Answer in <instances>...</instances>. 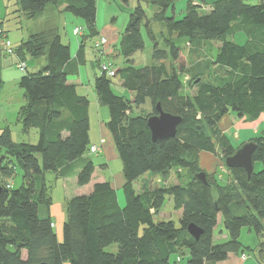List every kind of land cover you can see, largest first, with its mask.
<instances>
[{"label":"trees","instance_id":"1","mask_svg":"<svg viewBox=\"0 0 264 264\" xmlns=\"http://www.w3.org/2000/svg\"><path fill=\"white\" fill-rule=\"evenodd\" d=\"M176 1L137 0L118 51L115 45L113 54H106L107 59H123L114 78L130 98L113 92L112 77L99 69L102 58L96 63L100 76L94 78L93 92L97 104L108 109L105 126L122 165L123 203L110 181L95 183L88 194L65 201L66 217L58 233L46 175L54 181L66 178L80 163L75 185L90 183L95 166L85 156L92 146L89 101L68 82L69 46L58 34H33L10 47L17 62L45 54L47 59L41 71L24 72L18 82L24 103L17 122L25 134L36 132V144L15 142L7 128L0 133V264H216L229 254L245 256L239 243L243 228L264 238V130L252 139L249 180L240 168L226 169L224 184L217 183L214 169L205 171L206 183L196 177L204 171L201 156L224 161L237 149L222 129L226 115L249 122L264 116V0L255 5L244 0H186L179 20L166 16ZM141 3L157 9L154 18L165 29L163 47L152 38ZM16 5L15 12L27 19L48 6L63 7L83 20L90 37H97L94 48L101 37L95 29L96 0H17ZM143 23L153 43L152 64L136 68L135 54L144 46ZM175 39L187 40L190 56H198L202 48L212 50V69L192 77L195 58H189V65L182 63L183 49ZM84 40L75 55L80 65L85 62ZM157 103L165 113L181 118L173 138L152 141L146 121L156 114ZM256 163L261 165L257 172ZM16 167L22 184L11 189ZM172 173L176 181L168 184ZM145 174L160 175L167 184L137 191L134 183ZM166 197L172 199L173 210L180 211L178 227L156 217ZM220 218L227 237L215 243ZM191 224L201 231L197 239L187 231ZM111 246L115 252L108 251ZM258 254L257 263L264 264V242Z\"/></svg>","mask_w":264,"mask_h":264},{"label":"rangeland","instance_id":"2","mask_svg":"<svg viewBox=\"0 0 264 264\" xmlns=\"http://www.w3.org/2000/svg\"><path fill=\"white\" fill-rule=\"evenodd\" d=\"M17 0H0V20H3V25L0 26L1 38H0V78H2L5 85L3 86L4 95L3 102L0 103V131L7 128L11 133L12 139L15 142L24 141L30 144H36L37 134L34 130H30L28 134H25L22 131L21 125L17 122V112L19 107L22 105L20 102L22 99L23 92L18 86V81L21 76L26 71H20L16 64L13 62L16 58L12 54H6L2 48L8 47L5 41H9L10 47L16 48L20 41L27 40L30 35L37 33H55L58 34L61 38V43L69 46L71 50L77 49L78 44L84 38V47L86 51V61L82 65L81 71L82 76L85 82V88L80 89L79 92L83 91V95L88 97V101L92 102L95 98L92 93L89 91V85L93 88L94 78L100 76V71L96 66L98 59L102 58L103 62L108 64L109 68L115 71L116 68L123 66V59L120 55L117 57H112L107 59L106 57V44L100 48H94V42L97 37H90L89 31L86 29V26L83 20L74 17L72 14L64 11H57L55 6H48L45 8L41 14L36 15L33 19H27L22 17L20 14H17L15 11L17 9L16 5ZM245 3L249 5H255L260 3V0H244ZM137 0H128L127 3H124L122 0H96V21L95 28L98 32H101L105 29H110L119 34L123 33L125 26L128 22L129 15L132 13L136 7ZM141 6L145 12L147 20L150 22L149 26L153 32L154 39H156L158 46L163 47L164 37L162 33H165L164 27L161 28L159 22L155 20V15L157 9L141 3ZM51 7V8H50ZM186 9V0H177L174 3V10L169 9L166 12V16H174L176 20L181 19L185 14ZM80 29L78 35H73L74 29ZM5 31L7 34L2 32ZM141 37L144 42L143 49L135 54L134 57V67L141 68L144 66H149L152 64L151 54H152V41L149 39L144 23L141 25L140 29ZM174 43L182 50L181 61L182 63L190 64L189 58H195L196 67L194 68L193 76L203 77L202 73L208 70L211 67L210 59H212L213 51H207L206 48H202L199 55L194 57V55L188 54L186 50L187 40L185 39H175ZM217 44H212V48H216ZM113 48V47H112ZM118 51V43L116 48ZM112 50V49H111ZM48 49L46 50V53ZM47 55L38 56L36 58L26 57L24 63L27 65V73L35 74L41 71L43 67H39L45 63V58ZM45 57V58H44ZM18 63V62H17ZM110 64V65H109ZM26 69V68H25ZM212 69V67H211ZM22 74V75H21ZM21 75V76H20ZM112 90L117 95H124L126 98H130L129 94L120 88L118 85L117 78L112 77ZM89 82V84H88ZM100 107V108H99ZM148 107V106H147ZM102 109V110H101ZM140 109H144L143 106ZM95 110V112L93 111ZM91 115L90 122L92 126L91 137L92 139H99V133L97 126L99 123L104 124L108 119V109L105 106H100L99 104L95 105L93 102L90 107ZM138 111L135 110L134 114H137ZM226 124V125H225ZM222 126L227 127V133L229 138L232 140L234 146L238 149L243 144L252 142V139L261 135L264 130V121L260 120L256 122H249L246 119H238L233 114H228L222 119ZM106 145L103 139H100V144L98 147V153H86L85 156L88 157L95 166L94 178L103 179L107 181L122 182V165L120 160L117 157L115 148L113 144L106 138ZM96 146V145H95ZM1 155V152H0ZM200 166L205 173L212 172L214 169V178L218 184H224L227 181L226 168L224 166V161L221 159H214L213 156L206 157L205 155L200 158ZM77 164V165H76ZM76 168H79L80 163H76ZM103 164H106L103 165ZM261 169V165L256 163L254 165V171L257 172ZM64 179V178H63ZM59 179L57 181L53 180V177L50 174L46 175L47 187L51 186L50 195L52 202L56 204H61L63 201L68 200L70 197H73L75 192H82L86 188L76 189L74 186V181L71 178ZM53 180V181H52ZM159 180V181H158ZM176 181L175 175L173 173L170 175L167 183H174ZM11 189H17L22 184V173L19 168H15L14 175L9 181ZM64 183V184H63ZM166 183V184H167ZM160 175L145 174L139 178L134 183V188L142 190L143 188H151L152 186L166 185ZM64 186L66 198L63 196ZM118 196L122 197L120 199L121 203L123 199L121 189L118 190ZM64 199V200H63ZM63 215L66 217L65 212V203L62 208ZM180 216V211L176 212L173 210L172 199L166 197L164 205L156 217L160 220H172L175 225L178 227V219ZM219 218V217H218ZM219 223L217 224L213 232V241L215 243L224 242L225 237H227L226 230L223 227L222 219H218ZM221 221V222H220ZM219 231H222V234H219ZM56 232H59V229ZM264 242V238H258L252 231H249L246 228H243L240 232L239 243L245 248V256L240 255V262H246L244 264H257L259 263V244ZM116 246H111L108 248V251L115 252ZM22 257L25 258V253H22ZM244 257V258H243ZM185 262H182L184 264Z\"/></svg>","mask_w":264,"mask_h":264},{"label":"crops","instance_id":"3","mask_svg":"<svg viewBox=\"0 0 264 264\" xmlns=\"http://www.w3.org/2000/svg\"><path fill=\"white\" fill-rule=\"evenodd\" d=\"M51 8V7H50ZM56 9H57V11L59 12V11H63L62 9H63V7H55ZM44 12H45V10H44ZM4 23H3V20H0V26L1 25H3ZM96 29V28H95ZM1 31V30H0ZM3 31V30H2ZM97 31V30H96ZM4 33H6L5 31H4ZM97 33H98V35L99 36H101V37H104V38H106L107 39V47H106V54H113V49H112V47H114L117 43H118V41H119V39H120V36H119V34L117 33H115V31H113V30H110V29H105V30H103V31H101V32H98L97 31ZM6 37H7V34H6ZM21 41H23V40H21ZM20 41V42H21ZM79 45V44H78ZM78 48V47H77ZM112 49V50H111ZM69 51H70V56H71V58H70V62H69V64L67 65V68H66V71H68L67 73H69L68 74V77H67V79H68V82L70 83V84H73V85H75V87H76V91L78 92V94H80V95H83V91L80 93L79 92V90L80 89H84L85 88V82H84V79H83V76H82V71H81V67H82V65H84L85 64V62L83 63V64H78V62H77V59H76V57H75V55H76V51H77V49L75 48V50H71V48L69 47ZM84 60L86 61V51H84ZM45 58V57H44ZM14 64H16L17 63V58H16V60L13 62ZM46 65V58H45V63L44 64H42L41 63V65L39 66L40 68L41 67H44ZM25 71L27 72V65H26V63H25ZM75 70H76V74H74V72H75ZM22 75V74H21ZM20 75V76H21ZM17 81L19 82V80L17 79ZM88 84H89V82H88ZM5 85V83L3 82V80H2V78H0V103L1 102H3L2 100H3V98L6 96V95H4V90H3V86ZM89 91H90V93H92V95H93V88L89 85ZM127 93V92H126ZM129 94V93H128ZM130 96V95H129ZM93 97H95L94 95H93ZM87 99H88V97H87ZM22 104L24 103V98H23V95H22V99H21V101H20ZM92 102L95 104V105H97V101H96V99L94 98L93 100H92ZM92 102H90V100H89V107H88V119H89V141H90V144L91 145H99L100 144V139H103L104 140V143H105V145H106V143H107V141H106V138H108V140L113 144V140H112V138H111V135L109 134V132H108V130H107V128H106V126H105V124H106V122H104V124H103V122H102V124L101 123H99V125L97 126V128H98V133H99V139H92V135H91V131H92V126H91V122H90V115H91V111H90V107H91V103ZM100 108V107H99ZM102 110V109H101ZM94 112H95V110H93ZM263 121H264V116L261 118ZM108 120V119H107ZM226 125V124H225ZM227 128V127H226ZM225 127H223L222 129H223V131L225 132V133H227V129H226ZM4 129H2L1 131H0V133L3 131ZM113 146H114V144H113ZM103 165H105L106 166V164H103ZM95 170H96V168H94V172H93V174H92V177H91V181H90V183L87 185V186H84V187H76V189L77 190H79V189H83V188H86L84 191H82V192H75L74 193V195L73 196H78V195H83V194H88L89 193V191L91 190V187H92V185L93 184H95V183H98V182H103V181H105V180H103V179H95L94 178V174H95ZM76 171H78V168H76L75 169V172H74V174H72L71 176H68L69 178H71L74 182V186H76L75 185V174H76ZM67 177V178H68ZM65 179V178H64ZM64 179H63V181H64ZM59 180V179H58ZM123 182H124V180H122V182H113V181H110V183H111V185H112V187L116 190V192H118V190H120L121 189V187H122V185H123ZM64 184V183H63ZM62 188H63V193L65 192V190H64V186L62 185ZM137 191H140V190H138V189H136ZM63 196H64V199L66 198V195H65V193L63 194ZM63 199V200H64ZM67 199V198H66ZM64 203H65V201H63L61 204H56V203H53L52 202V205H51V207H50V215H51V217L53 218V221H54V226L55 227H57L58 229H60V227H61V225H62V223L64 222V220H65V216L63 215V212H62V208H63V206H64ZM246 262V260L244 261V262H240V259H239V255H234V254H229L228 255V258L224 261V262H220V263H216V264H244ZM258 264V263H257Z\"/></svg>","mask_w":264,"mask_h":264},{"label":"water","instance_id":"4","mask_svg":"<svg viewBox=\"0 0 264 264\" xmlns=\"http://www.w3.org/2000/svg\"><path fill=\"white\" fill-rule=\"evenodd\" d=\"M155 112L156 114L149 116L146 121L147 127L151 133L152 141L173 138L176 135L178 125L181 123V118L179 116L165 113L159 103H157L155 106ZM254 149L255 143L253 142L243 144L234 151L233 155L224 159L225 168H240L244 170L247 180H249L253 172V163L251 157ZM196 177L203 183H206L205 173L199 172ZM187 231L194 239H197L201 234L200 229L192 224L187 227Z\"/></svg>","mask_w":264,"mask_h":264},{"label":"built area","instance_id":"5","mask_svg":"<svg viewBox=\"0 0 264 264\" xmlns=\"http://www.w3.org/2000/svg\"><path fill=\"white\" fill-rule=\"evenodd\" d=\"M80 32V29L76 28L73 30V35H78V33ZM1 33V31H0ZM6 42V45L8 47L6 48H2L3 51L6 53V54H9L11 55L12 54V50L10 48V43L9 41H5ZM106 44V39L104 37H100L99 40L95 43V48L98 49L100 48L102 45L104 46ZM110 65V64H109ZM17 68L20 70V71H25V63L24 62H18L16 64ZM99 69L104 72L108 77H114L115 75V71L111 68H109L108 64H106L105 62H101L100 65H99ZM98 147L95 146V145H92L90 147V153H98ZM244 258V257H243Z\"/></svg>","mask_w":264,"mask_h":264},{"label":"bare ground","instance_id":"6","mask_svg":"<svg viewBox=\"0 0 264 264\" xmlns=\"http://www.w3.org/2000/svg\"><path fill=\"white\" fill-rule=\"evenodd\" d=\"M206 175V174H205Z\"/></svg>","mask_w":264,"mask_h":264}]
</instances>
